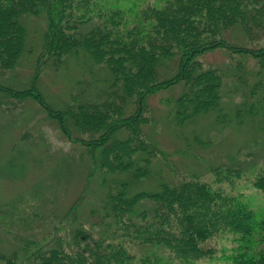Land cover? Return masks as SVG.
Here are the masks:
<instances>
[{
  "label": "trees",
  "instance_id": "16d2710c",
  "mask_svg": "<svg viewBox=\"0 0 264 264\" xmlns=\"http://www.w3.org/2000/svg\"><path fill=\"white\" fill-rule=\"evenodd\" d=\"M29 17L43 22L35 40ZM218 49L226 62H207ZM72 61L79 73L70 78ZM25 66L27 78H17ZM46 71L70 78L66 97L41 88ZM10 97L34 101L80 150L0 199V264H198L225 232L235 243L228 264H264V212L201 181L204 172L222 182L256 171L264 192V150H251L264 144V0H0V102ZM198 117L220 132L248 125L249 150L211 159V139L191 128ZM163 130L182 141L174 153L204 158L205 170L176 164ZM26 135L0 177L24 175ZM78 169L82 185L58 202L57 183L67 187Z\"/></svg>",
  "mask_w": 264,
  "mask_h": 264
},
{
  "label": "rangeland",
  "instance_id": "374dc122",
  "mask_svg": "<svg viewBox=\"0 0 264 264\" xmlns=\"http://www.w3.org/2000/svg\"><path fill=\"white\" fill-rule=\"evenodd\" d=\"M27 30L31 39L35 40L40 37L43 22L36 17H29L26 20ZM205 60L212 64H224L226 62V55L223 50H215L204 56ZM69 77H74V74L79 73V66L75 62L69 63ZM17 78L25 79L28 76L29 69L25 66L22 69H16ZM46 71L40 77V84L45 88L48 94H54L57 97L64 98L68 94V82L70 78L61 76L60 73H48ZM11 73H8V75ZM2 99V98H1ZM0 162L6 161L9 156L15 141H18L23 132H28L27 139L24 142L28 145V159L25 164L24 175L15 179H8L0 177V199L8 200L15 197L19 192L27 190L33 183H36L40 178L46 177L49 169L52 168L56 159L60 157L61 153L73 152L79 155V148L72 150L71 144L67 139L58 131L57 127L46 120L44 111L32 100H24L19 103L15 98H4L0 102ZM148 103L153 106L156 116H160L164 105L158 101V96L149 98ZM191 128L201 130L206 139H211L209 150L206 155L213 159L216 155L224 157L225 155H238L243 157L249 148H245L244 139L249 137L252 132L248 125L241 128L227 127L224 131L220 132L218 128L212 123L208 117H198L193 123ZM160 142L166 145L168 149H173V159L184 168L191 166L195 171L200 172L205 170L206 163L199 159H191L181 155V151L175 152L176 145L182 143L180 138L170 133L168 130H163L158 136ZM244 143V144H243ZM252 151H258L260 154L264 150V144L259 146H252ZM79 149V150H78ZM196 154L199 151L194 150ZM202 154V153H200ZM217 157V156H216ZM226 161L225 159H222ZM219 161H214L216 164ZM80 168V167H79ZM78 169L77 176L64 187L60 182L56 185V192L62 195L58 202H69L67 199H72L74 193L82 185L84 174H81ZM256 171H244L239 177H232L228 181L221 180L218 182L213 173L204 172L201 181L207 183V187L212 191L220 193H227L238 196L243 202H246L253 209L258 212H264V192L253 185V178ZM59 204V203H58ZM207 246L214 248V256L210 259L205 258L198 261V264H228L224 258L229 253L230 248L235 245L229 233H218L211 238Z\"/></svg>",
  "mask_w": 264,
  "mask_h": 264
}]
</instances>
